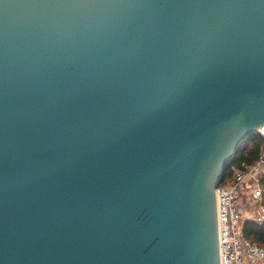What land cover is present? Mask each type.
I'll list each match as a JSON object with an SVG mask.
<instances>
[{
    "label": "water",
    "instance_id": "95a60500",
    "mask_svg": "<svg viewBox=\"0 0 264 264\" xmlns=\"http://www.w3.org/2000/svg\"><path fill=\"white\" fill-rule=\"evenodd\" d=\"M263 124L264 0H0V264H220Z\"/></svg>",
    "mask_w": 264,
    "mask_h": 264
},
{
    "label": "built area",
    "instance_id": "2783aa9c",
    "mask_svg": "<svg viewBox=\"0 0 264 264\" xmlns=\"http://www.w3.org/2000/svg\"><path fill=\"white\" fill-rule=\"evenodd\" d=\"M258 134L262 138L258 158L243 162L230 182L216 188L220 264H264V246L243 234L245 219L264 223V124Z\"/></svg>",
    "mask_w": 264,
    "mask_h": 264
},
{
    "label": "trees",
    "instance_id": "16d2710c",
    "mask_svg": "<svg viewBox=\"0 0 264 264\" xmlns=\"http://www.w3.org/2000/svg\"><path fill=\"white\" fill-rule=\"evenodd\" d=\"M261 142L262 138L259 134H251L237 147L235 154L221 173L219 186L230 182L234 170L240 168L243 162L253 163L258 158ZM262 187L264 191V179L262 180ZM243 234L256 244L264 246V223L259 225L249 219H245Z\"/></svg>",
    "mask_w": 264,
    "mask_h": 264
},
{
    "label": "rangeland",
    "instance_id": "374dc122",
    "mask_svg": "<svg viewBox=\"0 0 264 264\" xmlns=\"http://www.w3.org/2000/svg\"><path fill=\"white\" fill-rule=\"evenodd\" d=\"M254 202L252 201V204H253ZM247 214V213H246Z\"/></svg>",
    "mask_w": 264,
    "mask_h": 264
}]
</instances>
